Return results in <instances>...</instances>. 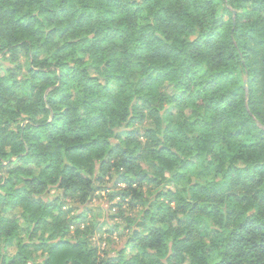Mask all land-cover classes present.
<instances>
[{
    "label": "trees",
    "instance_id": "1",
    "mask_svg": "<svg viewBox=\"0 0 264 264\" xmlns=\"http://www.w3.org/2000/svg\"><path fill=\"white\" fill-rule=\"evenodd\" d=\"M0 56V264H264V0H0Z\"/></svg>",
    "mask_w": 264,
    "mask_h": 264
},
{
    "label": "rangeland",
    "instance_id": "2",
    "mask_svg": "<svg viewBox=\"0 0 264 264\" xmlns=\"http://www.w3.org/2000/svg\"><path fill=\"white\" fill-rule=\"evenodd\" d=\"M195 36L192 37V39ZM0 61L5 66H8L10 62L7 58H3L0 56ZM18 63L22 65H27L25 58L19 56ZM14 65V64H13ZM25 71V69H24ZM2 73V72H1ZM92 76H98L97 72L91 69ZM3 75V74H2ZM102 84L106 85V83L102 80ZM109 90L111 92H116L117 86L115 83L109 84ZM164 90L172 95L174 94V90L172 85H166ZM174 115L176 114V110L173 111ZM189 115V111H186ZM138 126V125H137ZM145 125L138 126L142 129ZM38 173V170H32ZM112 184H108L106 191L97 192L96 197L86 204L77 205L78 212L85 213L86 211H90L88 213V218L84 221L83 225L80 226L81 231L86 227L85 224L90 226L89 230L94 229V234L92 237V243L96 247H100L103 252L108 253L109 255H116L118 251L124 249L127 246V243L131 239V234L135 229L138 228V224L140 223L141 216L146 208L142 210V207L139 209H131L126 204H124L121 200L115 199L111 200L109 194L112 193L110 188ZM146 191V190H145ZM60 191L52 190L50 193L46 195L47 199H54L56 196L60 195ZM18 218L20 215L16 212ZM93 222V223H91ZM99 222V223H98ZM95 223V224H94ZM94 224V225H93ZM99 224V225H98ZM92 225L95 228H92ZM103 225V228L100 229L98 226ZM86 229V228H85ZM75 227L71 230V237H67V239H71L75 237ZM90 238V235H89ZM12 252H15V249H12ZM128 257L131 256L134 252L131 251L130 247L127 248Z\"/></svg>",
    "mask_w": 264,
    "mask_h": 264
}]
</instances>
